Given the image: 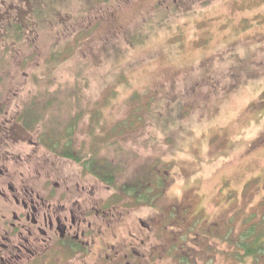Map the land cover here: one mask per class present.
Segmentation results:
<instances>
[{"label":"rangeland","instance_id":"rangeland-1","mask_svg":"<svg viewBox=\"0 0 264 264\" xmlns=\"http://www.w3.org/2000/svg\"><path fill=\"white\" fill-rule=\"evenodd\" d=\"M40 1L44 24L9 53L0 44L6 185L23 177L37 192L67 193L69 207L80 196L89 208L111 198L99 210L125 209L134 247L150 238L145 264H251L237 242L264 226V0ZM19 9L29 18L27 0H0V18ZM56 50L72 55L49 61ZM57 89L37 108L36 129L23 130L24 104ZM71 122L73 152L97 150L115 168V189L40 140ZM143 179L162 180L154 206L121 195L146 189ZM175 205L194 222L178 225ZM138 222L157 233L140 238Z\"/></svg>","mask_w":264,"mask_h":264},{"label":"flooded vegetation","instance_id":"flooded-vegetation-1","mask_svg":"<svg viewBox=\"0 0 264 264\" xmlns=\"http://www.w3.org/2000/svg\"><path fill=\"white\" fill-rule=\"evenodd\" d=\"M2 172L0 165V264H145L146 260L140 258L147 255L143 248L150 238L146 237L139 248L134 247L130 242L134 232L126 222L125 209L112 216L99 210L98 206H108L111 198L89 208L88 198L80 196L69 207L65 203L67 193L37 192L24 185L23 177H20L19 187H14L13 182L7 186L11 179ZM121 195L136 200L125 191H121ZM135 202L147 204L144 200ZM172 209L177 211L178 225L189 218L194 222L195 217L188 216L183 205ZM138 224L142 229L137 234L140 238L146 230L157 233L153 223Z\"/></svg>","mask_w":264,"mask_h":264},{"label":"trees","instance_id":"trees-1","mask_svg":"<svg viewBox=\"0 0 264 264\" xmlns=\"http://www.w3.org/2000/svg\"><path fill=\"white\" fill-rule=\"evenodd\" d=\"M27 2L31 8L28 14L29 18H21L23 17V14L27 13V10H23L21 12L20 9L19 14H17L16 17L12 16L11 18L10 16L9 18H5L3 16V18H0V44H2L4 47V53H9L11 47L17 46L18 44H22L26 41L28 38L26 36V31H29V28L32 24L42 26L44 24L43 20L50 17L46 7L41 5L40 0H27ZM52 4H55L54 0L52 1ZM51 14L53 15L54 13ZM0 17L2 16L0 15ZM55 53L56 54H53L50 57L49 61L54 62L59 60L60 57L68 58L72 55L68 53V50L67 52L56 50ZM1 61L0 64L3 63ZM56 92H59L58 89L54 92H48L47 90L43 91V93L39 92L36 98L29 101V104H27L30 106L24 104V107L20 110L19 116H17V124L26 132L31 131L33 128L36 129L35 127L39 125L43 119L38 113V110L41 108V103H45L46 105L48 104L50 106L52 101L46 100V97H49V95L54 96ZM38 96H42L41 98H43L44 101H38ZM94 119L96 120L95 117ZM74 128L75 122H71L60 131H54V129H50L49 131L43 132L41 134L40 140L53 153L60 157L73 160L81 167L82 171L94 175L100 181L110 187H115L117 180L115 168L108 162L107 159L98 156L97 150L91 151L90 154L84 153V156H82L80 152H73L72 136ZM94 131L95 129H92V132L90 133L92 134ZM137 182L146 184V189H142L144 190L142 191L141 185L138 184L130 188H122L123 191H125L137 201L144 200L147 204L151 205V201L158 193V189L155 192H152L151 189L155 188V185L152 187L149 184L150 182L147 180L143 179ZM161 186H163L162 180H157V187L161 189ZM254 227H256V225H251L244 233H242V237L237 242V248L243 251L242 258L245 257L251 259V264H264V226H259L257 232H255Z\"/></svg>","mask_w":264,"mask_h":264}]
</instances>
